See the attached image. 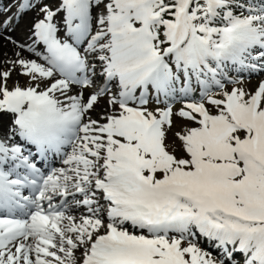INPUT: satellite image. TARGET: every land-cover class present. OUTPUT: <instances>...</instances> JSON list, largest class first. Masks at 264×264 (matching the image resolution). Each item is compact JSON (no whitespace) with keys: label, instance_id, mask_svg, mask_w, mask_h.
I'll return each mask as SVG.
<instances>
[{"label":"snow or ice","instance_id":"6c2138e0","mask_svg":"<svg viewBox=\"0 0 264 264\" xmlns=\"http://www.w3.org/2000/svg\"><path fill=\"white\" fill-rule=\"evenodd\" d=\"M253 75L264 0L0 8V264H264Z\"/></svg>","mask_w":264,"mask_h":264},{"label":"bare ground","instance_id":"6f19581e","mask_svg":"<svg viewBox=\"0 0 264 264\" xmlns=\"http://www.w3.org/2000/svg\"><path fill=\"white\" fill-rule=\"evenodd\" d=\"M0 3H2V0H0ZM12 4V2L11 3H7L6 5H5V7H7V6H9V5H11ZM14 10V9H13ZM31 18V14H29V16L28 17H25L24 18V20L23 21H21V26H20V28L17 30V32L14 34L16 37H18V38H23V36H24V28H25V26H26V24H27V21L29 20ZM6 51H9V55H11V50L10 49H6ZM25 55H28L27 53H25ZM15 75V73L13 74V76H12V78L9 80V81H13L14 79H17V77L18 76H14ZM57 162H58V166H60V163H59V160H57Z\"/></svg>","mask_w":264,"mask_h":264},{"label":"rangeland","instance_id":"374dc122","mask_svg":"<svg viewBox=\"0 0 264 264\" xmlns=\"http://www.w3.org/2000/svg\"><path fill=\"white\" fill-rule=\"evenodd\" d=\"M12 11L15 12V8ZM14 76H17V75L15 74ZM261 78H264V76H255V75H253L251 77V79L249 81H246L245 83H246L247 87L254 88L256 86V84L258 83V80L261 79ZM17 79H19V81H20L21 84H23L26 81V78L25 77H17ZM17 79H14L13 81H15ZM13 81L12 80L9 81V84L11 85V83ZM229 87H231V85H229ZM176 107H180V105L177 104ZM237 259H239L241 261V264H242V259L239 258V257H237Z\"/></svg>","mask_w":264,"mask_h":264}]
</instances>
